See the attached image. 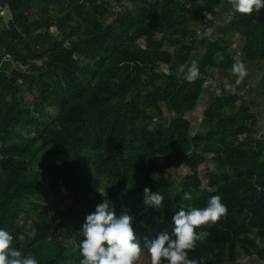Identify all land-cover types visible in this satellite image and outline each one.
<instances>
[{
	"label": "trees",
	"instance_id": "trees-1",
	"mask_svg": "<svg viewBox=\"0 0 264 264\" xmlns=\"http://www.w3.org/2000/svg\"><path fill=\"white\" fill-rule=\"evenodd\" d=\"M224 1L59 0L37 16L22 11L24 0L8 1L0 62L10 58L36 74L0 70V228L13 235L12 246L39 264H80L79 227L102 200L117 213L129 210L144 239L170 232L181 204L204 207L220 195L227 212L197 229L208 236L190 257L264 259V129L253 130L259 120L248 83L217 77L234 64L263 62L264 9L233 10L222 20L227 33L197 53L198 77L186 79L197 27L211 13L208 32ZM225 83L245 93L217 94ZM210 163L213 170H201ZM145 186L164 196L158 210L142 204ZM136 264H151L150 254Z\"/></svg>",
	"mask_w": 264,
	"mask_h": 264
},
{
	"label": "clouds",
	"instance_id": "clouds-1",
	"mask_svg": "<svg viewBox=\"0 0 264 264\" xmlns=\"http://www.w3.org/2000/svg\"><path fill=\"white\" fill-rule=\"evenodd\" d=\"M229 3L234 11L241 14L264 9V0H229ZM232 71L242 78L244 65L234 64ZM198 74L199 69L193 62L186 79L191 82ZM142 196L145 207L155 211L162 206L164 196L159 191L145 186ZM192 198L191 192L182 195L184 201H191ZM226 212L227 207L220 195L210 196L204 207L181 204L171 217V231H159L151 238L145 237L142 244L136 235L135 216L129 210L117 213L108 200H102L94 211L86 214L79 227L83 237L79 241L80 264H136L144 251L150 254L151 264H203L202 259L189 255L197 241H203L208 236L207 231L197 229L214 224ZM13 239L7 229L0 228V264H39L36 258L25 256L20 249L12 246Z\"/></svg>",
	"mask_w": 264,
	"mask_h": 264
},
{
	"label": "crops",
	"instance_id": "crops-1",
	"mask_svg": "<svg viewBox=\"0 0 264 264\" xmlns=\"http://www.w3.org/2000/svg\"><path fill=\"white\" fill-rule=\"evenodd\" d=\"M58 2L59 0H24L22 11H27V13H29V15L31 16L33 15L37 16L40 13L48 14V10H50V13H52V10L55 9ZM232 11H233V8L231 4L229 3V0H225L219 10L218 18L216 19V22H215L216 24L209 28L206 35L198 39L196 55L197 53L198 54L201 53V55L204 54L202 53V51L204 50L203 47L205 48L206 42L212 41L214 37L216 36H223L224 33H227L226 32L227 29H225L222 23V20L225 18L229 20L231 16L230 13H232ZM10 19L8 21H10ZM8 21L5 20L6 23ZM234 43L235 44H233L232 50L238 49V47L234 48L237 45L238 40H236ZM221 59H222V56L220 55L219 60ZM244 68H245V74L242 78L239 76V74L234 73L232 69H230L232 72H230L229 70H220L217 77L219 80H223V81L238 80L240 82H245V83L247 82L249 85L248 87H250V90H249L251 93L250 98L252 100L259 99L264 94V87H261V89H259V88H256V86H260L261 83L264 84V68L259 70L254 65H251V64L249 65L247 64V66H245ZM249 71L251 72H250V76L248 77L247 73ZM255 89L259 91L258 94H255V91L252 92V90H255ZM223 264H264V259L260 258L257 255H243V256H238L236 259H230L224 262Z\"/></svg>",
	"mask_w": 264,
	"mask_h": 264
},
{
	"label": "rangeland",
	"instance_id": "rangeland-1",
	"mask_svg": "<svg viewBox=\"0 0 264 264\" xmlns=\"http://www.w3.org/2000/svg\"><path fill=\"white\" fill-rule=\"evenodd\" d=\"M114 5H115V3H114ZM230 15H232V13H230ZM46 20H48V19H46ZM112 21V17L111 18H109V22H111ZM140 42H142V43H145L144 41H140ZM203 51H202V53H204V51H205V48L203 47ZM195 57L193 58V60L191 61V65H192V63L193 62H195V64H197L196 63V59H198L197 57H199V56H196V53H195V55H194ZM223 59V58H222ZM234 59L236 60V62H238V61H240V57H238V56H234ZM187 68V67H186ZM256 68L257 69H259V70H261L262 68H264V60H263V62L261 63V64H259V65H256ZM188 70V69H187ZM225 70H229V69H225ZM230 72H232L231 70H229ZM250 72L251 71H249L248 73H247V76L249 77L250 76ZM255 72V71H254ZM236 74H238V73H236ZM261 87H264V84L263 83H261L260 84V88L259 89H261ZM259 93V91H257V94ZM26 97H27V99H29V101L31 102V100H32V95H30L28 92L26 93ZM247 97H250L249 96V94H247ZM255 101L257 102V105L256 106H252V109H251V111L252 112H255V114L257 115V117H258V120H259V124H256V125H254V127H253V130L255 131V134H260V132H261V130H263L264 129V94L262 95V97H260L259 99H255ZM201 102V104H202V106L204 105V103H203V101L201 100L200 101ZM200 112V111H199ZM201 120H202V118H201ZM193 127H192V129H193V131H195V130H197L198 129V123H199V121H198V118H195V117H193ZM251 121H249V123H250ZM263 133V132H262ZM262 134H260V136H261ZM201 167V170H203V171H205L206 170V168H210V169H214L215 168V165L214 164H212V163H210V164H206V165H203V166H200ZM186 170L184 169V168H181V169H179V171L177 172V173H175V179L177 180V182H179L180 181V179L182 178V176L184 175V172H185ZM70 202V201H69ZM65 205H66V203H65ZM83 210H84V205H79V209H77L76 211H75V216L77 217V216H79V214L81 213V212H83ZM71 219H73V218H71ZM68 224V223H67ZM137 238L138 239H140L141 240V243H143V238L142 237H140V236H137ZM65 240H67V238H65ZM237 250V249H236ZM232 255H233V253H232ZM237 255V254H236ZM245 255V254H244ZM240 256H243V255H240Z\"/></svg>",
	"mask_w": 264,
	"mask_h": 264
},
{
	"label": "built area",
	"instance_id": "built-area-1",
	"mask_svg": "<svg viewBox=\"0 0 264 264\" xmlns=\"http://www.w3.org/2000/svg\"><path fill=\"white\" fill-rule=\"evenodd\" d=\"M2 3H0V19H3L5 17V14L8 10H10L9 5H8V1L9 0H0ZM213 19V15L211 13H206L204 20L198 25L197 27V33H198V37L201 38L203 37L205 34H207V30H203L202 26L205 22H209L210 20ZM239 84L237 83H225L222 84L221 86H218L217 88V94H221L223 89H226L228 92H230L231 94H235V93H239V95H243L245 93L244 90H239ZM203 107H200L198 110H196V112H201ZM201 119V114L200 117Z\"/></svg>",
	"mask_w": 264,
	"mask_h": 264
},
{
	"label": "water",
	"instance_id": "water-1",
	"mask_svg": "<svg viewBox=\"0 0 264 264\" xmlns=\"http://www.w3.org/2000/svg\"><path fill=\"white\" fill-rule=\"evenodd\" d=\"M12 17V12L8 10L5 14V20L8 21ZM0 70L6 71L11 73L12 75L23 78V77H34L36 76L35 73L24 71L17 66L14 65V61L10 58H4L0 62ZM261 137H264V132L262 133Z\"/></svg>",
	"mask_w": 264,
	"mask_h": 264
}]
</instances>
